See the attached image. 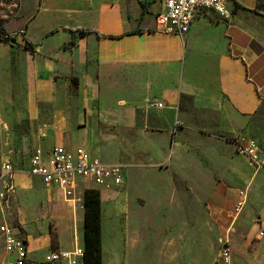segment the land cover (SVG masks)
Instances as JSON below:
<instances>
[{
	"label": "crops",
	"instance_id": "crops-1",
	"mask_svg": "<svg viewBox=\"0 0 264 264\" xmlns=\"http://www.w3.org/2000/svg\"><path fill=\"white\" fill-rule=\"evenodd\" d=\"M34 1V8L32 0L23 4L28 18L19 37L30 55L28 110L32 116L39 115V104L49 110L50 124L36 146L44 155L53 146L87 150L92 144L117 142L126 160L135 162L144 155L153 166L169 156V141L200 144L210 130L258 143L254 136L264 143V0H232L227 20L212 10H200L181 38L156 23L163 12L162 0ZM181 95L190 100L180 104ZM185 148L173 142L174 150ZM28 159L22 170L1 161L14 169V188L8 211L0 207V225L12 223L24 238L28 264L44 263L52 250L49 223L59 251L83 248V193L86 189L100 193V188L79 183L76 203L66 202L58 191L25 172ZM169 170L184 174L195 189V175L202 169L172 165ZM148 179L165 182L158 173ZM208 179L201 194L196 191L206 197L210 216L223 225V213L230 216L235 194L223 182ZM123 186L124 182L101 188ZM219 186L223 192L217 202ZM27 194L34 201L22 199ZM108 195L105 190L100 198ZM110 211L117 214L118 205H111ZM103 230L101 219V264L108 261ZM67 233L71 240L63 244L61 237ZM113 234L116 249L121 243L117 228ZM136 234L130 235L127 248L138 243ZM11 259L0 240L1 264Z\"/></svg>",
	"mask_w": 264,
	"mask_h": 264
},
{
	"label": "rangeland",
	"instance_id": "rangeland-1",
	"mask_svg": "<svg viewBox=\"0 0 264 264\" xmlns=\"http://www.w3.org/2000/svg\"><path fill=\"white\" fill-rule=\"evenodd\" d=\"M24 2L0 0V28L6 34V37H0V163L8 160L16 170L24 168L44 133L42 131L50 124L49 110L42 105H38V116H32L28 110L32 105V98H28L32 82L26 77L30 55L19 37L28 18V14L22 12ZM31 6L34 8V0ZM72 90L70 87L69 92L73 93ZM202 137L200 144L173 140L187 145L182 150H174L173 142L169 141V156L153 166L144 155L135 162L131 158L127 161V154H119L121 149L117 142L100 143L97 147L90 143L87 151L104 163L120 165L125 178L121 189H99L101 195L105 190L109 191L107 197L100 198L103 243L108 259L103 264H221L224 246L229 249L230 264H264V234L260 235V231L264 232V174L254 170L235 151L239 136L210 130ZM251 137L264 146L262 139ZM172 165H192L202 169L195 175V189L184 174L169 170ZM222 170L223 174H219ZM156 173L164 177L168 185L164 181L146 180ZM208 177L223 182L227 190L235 194L233 207L240 200L239 193L245 195L239 213L233 216L223 213L226 217L223 225L210 216L206 197L197 194L207 186ZM221 192L223 189L219 186L215 191V201H220ZM233 194H229L227 199H231ZM22 199L34 201L29 194ZM114 204L119 208L117 214L110 211ZM48 225L50 245L53 250H58L53 224ZM115 228L119 232V241L124 245L120 243L116 249L111 243ZM57 234L60 236L59 232ZM131 234H136L138 243L129 249L126 243L130 241ZM61 239L63 244H67L71 236L67 233Z\"/></svg>",
	"mask_w": 264,
	"mask_h": 264
},
{
	"label": "built area",
	"instance_id": "built-area-1",
	"mask_svg": "<svg viewBox=\"0 0 264 264\" xmlns=\"http://www.w3.org/2000/svg\"><path fill=\"white\" fill-rule=\"evenodd\" d=\"M232 0H162L163 12L156 16V23L165 33L183 37L189 30L194 18L200 10H212L220 18L230 17L229 3ZM160 108L161 103H150ZM177 126L178 123L176 122ZM41 137H45L42 133ZM235 151L243 156L249 166L264 174V150L253 140H238L234 145ZM31 177H37L41 182L60 193L66 202L76 203L75 194L79 183H90L93 187L101 188L107 185L119 186L124 182L120 165L105 164L91 155L86 149L77 147L67 149L63 146H53L46 155L38 147L32 150L25 171ZM14 169L9 162L0 163V207L8 211L10 197L13 191L12 175ZM240 200L236 202L230 216L237 214L245 201L243 192L239 193ZM264 232L260 231V235ZM0 240L8 255L13 259L5 264H28L27 245L12 223L0 225ZM229 249L224 246L221 251V264H230ZM83 264V248L76 247L70 252L50 250L45 256L47 264Z\"/></svg>",
	"mask_w": 264,
	"mask_h": 264
},
{
	"label": "trees",
	"instance_id": "trees-1",
	"mask_svg": "<svg viewBox=\"0 0 264 264\" xmlns=\"http://www.w3.org/2000/svg\"><path fill=\"white\" fill-rule=\"evenodd\" d=\"M0 37H5L2 28H0ZM72 86L76 89L77 81L75 79L72 80ZM184 100H190V98L181 95L179 103H183ZM100 216L99 191L97 189H86L83 193V264H101Z\"/></svg>",
	"mask_w": 264,
	"mask_h": 264
}]
</instances>
